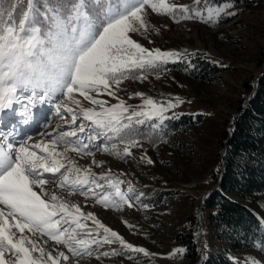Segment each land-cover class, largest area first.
I'll use <instances>...</instances> for the list:
<instances>
[{
	"label": "snow or ice",
	"instance_id": "1",
	"mask_svg": "<svg viewBox=\"0 0 264 264\" xmlns=\"http://www.w3.org/2000/svg\"><path fill=\"white\" fill-rule=\"evenodd\" d=\"M19 2L0 0V126L8 128H0V264H72L64 251L47 250L48 241L63 246L76 264L94 253L97 259L121 254L99 252L116 242L148 256L70 199L79 195L119 211L135 206L132 188L122 190L124 181L110 170L97 175L91 166H79L70 153L93 157L95 167L102 166L94 159L100 151L125 159L143 147L140 126L151 122L152 129L159 128L169 119L166 113L184 102H157L138 92L142 103L133 108L118 96L123 81L144 80L182 58L179 52L146 49L131 38L148 30L149 9L173 22L198 20L211 27L222 15L236 16L229 10L234 5L231 0L206 7L195 0V8L170 0H43L41 8L36 0H26L27 10L17 20ZM17 112L22 119H16ZM20 124L44 128L38 132L42 139L27 132L21 136ZM51 124L55 127L48 131ZM259 247L264 251V243Z\"/></svg>",
	"mask_w": 264,
	"mask_h": 264
},
{
	"label": "rangeland",
	"instance_id": "2",
	"mask_svg": "<svg viewBox=\"0 0 264 264\" xmlns=\"http://www.w3.org/2000/svg\"><path fill=\"white\" fill-rule=\"evenodd\" d=\"M170 2L196 7L195 0ZM224 2L201 0L200 6H216ZM231 3L234 9L229 10H235L237 15H222L220 22L211 27L198 20L173 22L169 16L151 13L149 9L145 17L148 30L130 34L146 49L175 51L183 55L176 62L162 65L158 72L148 73L144 80L123 81L119 98L133 108L142 103V99L135 95L138 92L157 102L175 98L184 102L166 113L169 119L159 128L152 129L151 122L140 126L147 133L143 147L132 149V155L125 159L100 151L94 159L102 166L95 167L91 163L93 157L81 158L70 153L79 166H91L97 175L110 170L111 175L123 180L121 188L125 191L132 188L130 195L135 206H124L119 211L105 209L79 195L70 197L71 201L78 203L85 213H93L127 243L149 253L145 256L126 251L116 242L103 245L99 252L115 250L121 254L97 259L94 253L92 257L79 260V264H197L199 259L185 257L187 250L177 238L189 228L195 229L196 242H200L207 255L222 253L236 263L255 260L256 264H264V252L258 243L241 251L228 246L226 251V244L218 240L210 228L209 216L213 210L204 208L205 193L217 185L222 171V154L226 150L224 135L229 137L231 134L233 117L251 99L264 70V0H231ZM203 61L209 67L197 71L196 63ZM210 68L214 74L207 73ZM74 95L84 107H91L83 97ZM100 98L108 100L109 104L117 103L107 96ZM182 117H186L189 123L177 127L169 124L170 127L163 128L166 121ZM53 127L55 124L47 130L51 131ZM158 132L164 133L163 136L150 145ZM33 139L42 137L37 133ZM142 156L153 163L147 164ZM247 206L264 224V194L258 195L256 202ZM87 223L92 227L90 221ZM46 247L49 251L53 248L64 251L72 264H76L63 246L48 241ZM200 257L202 259V255Z\"/></svg>",
	"mask_w": 264,
	"mask_h": 264
},
{
	"label": "trees",
	"instance_id": "3",
	"mask_svg": "<svg viewBox=\"0 0 264 264\" xmlns=\"http://www.w3.org/2000/svg\"><path fill=\"white\" fill-rule=\"evenodd\" d=\"M36 2L43 8V0ZM24 10H27L26 0H20L17 20ZM195 66L197 71L209 67L205 61L197 62ZM209 70L207 73L214 74L213 69ZM186 123L189 121L182 117L166 121L163 128L169 124L177 127ZM139 131L147 136L144 128H139ZM230 131L229 137L224 135L226 150L222 158L224 173L220 188L205 201L204 208L213 210L209 216L210 228L215 237L226 244L225 250L230 246L235 251H241L253 247L254 243H264V224L247 206L254 204L258 195L264 194V70L254 97L237 110ZM163 134L158 132L150 145ZM194 231V228H189L188 232L177 236L178 242L187 250L185 257L193 260L200 257ZM201 264L240 263L231 261L222 253H204Z\"/></svg>",
	"mask_w": 264,
	"mask_h": 264
},
{
	"label": "water",
	"instance_id": "4",
	"mask_svg": "<svg viewBox=\"0 0 264 264\" xmlns=\"http://www.w3.org/2000/svg\"><path fill=\"white\" fill-rule=\"evenodd\" d=\"M256 85H255V88L253 89V93H252V96L251 98L254 97L255 93H256ZM226 143V141H225ZM223 156V154H222ZM223 173H224V167H222V171H221V174L219 176V179H218V183L215 187H213L212 189L208 190L206 193H205V197H204V201H206L212 194H214L219 188H220V185H221V182H222V177H223ZM197 246H198V249H199V255H202V258H203V247L202 245L200 244V242L198 241L197 243ZM202 260L199 259V261L197 262V264H201Z\"/></svg>",
	"mask_w": 264,
	"mask_h": 264
},
{
	"label": "bare ground",
	"instance_id": "5",
	"mask_svg": "<svg viewBox=\"0 0 264 264\" xmlns=\"http://www.w3.org/2000/svg\"><path fill=\"white\" fill-rule=\"evenodd\" d=\"M202 260V259H201Z\"/></svg>",
	"mask_w": 264,
	"mask_h": 264
}]
</instances>
